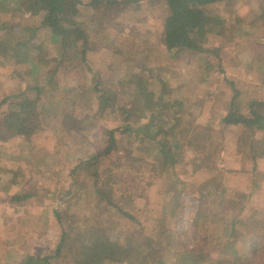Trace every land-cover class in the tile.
<instances>
[{
  "label": "rangeland",
  "instance_id": "1",
  "mask_svg": "<svg viewBox=\"0 0 264 264\" xmlns=\"http://www.w3.org/2000/svg\"><path fill=\"white\" fill-rule=\"evenodd\" d=\"M112 1L108 7L94 4L84 17L60 20L62 27L83 29L88 37L83 54L81 41L70 37L71 47L58 64L52 57L60 51L56 41L61 35L47 20L34 42L48 55L37 53L31 63L20 64L14 56L0 67V82H9L0 87V101L21 91L36 97L31 74L42 88V127L23 140L33 146L24 163L0 154V261L35 264L29 257L52 253L63 227L74 236L100 223L111 239L130 240V235L134 243L142 237L160 242L168 257L187 248L208 256L201 264H261L264 200L250 203L249 195L227 184L221 155L226 149L227 162L233 163L237 150L240 166L232 164L235 170L228 172H243L263 151L264 132L258 143L255 134L251 138L247 129L225 126L221 118L230 108L233 87L243 108L255 96L264 99V0L217 3L210 9L224 18V34L209 36L204 43L208 51L183 48L172 54L163 45L166 0ZM44 12L36 0H18L0 21L2 45L14 54V44L26 36L22 26H37ZM14 32L16 39L8 35ZM34 63L43 67L36 69ZM7 107L0 106V116ZM147 123L145 129L156 139L136 131ZM122 127L126 132H114L115 149L97 165L98 185L108 183L98 191L114 201L124 188L130 189L131 202L122 205L134 219L94 192L87 171L71 173L109 144L112 128ZM197 130L201 133L195 138ZM12 132L5 129L0 138ZM191 140L197 141L195 151L187 145ZM12 142L17 145L11 137L8 144ZM174 143L179 147L164 158L160 150L166 152ZM20 191L34 196L12 201ZM74 252L73 244L72 251L57 258L58 264H74Z\"/></svg>",
  "mask_w": 264,
  "mask_h": 264
},
{
  "label": "trees",
  "instance_id": "2",
  "mask_svg": "<svg viewBox=\"0 0 264 264\" xmlns=\"http://www.w3.org/2000/svg\"><path fill=\"white\" fill-rule=\"evenodd\" d=\"M36 1L40 2L45 12L37 26H22L26 36L23 40L16 41L13 46L15 47L14 56L16 61L30 63L36 58L37 53L48 55L47 51L41 49V46H38L34 42L36 41L37 31L46 24L47 20L51 21L50 23H52L56 33L61 35L59 41H56L60 43V51L57 57H52L58 61V64L61 63L59 59L62 54L65 53L64 50H68L73 41H81L83 49L80 53L83 54L88 42V37L83 29H80L78 26L62 27L60 25V20L65 16H70L74 19L84 17V13L91 10L94 4L104 3L107 7L114 4L112 0ZM220 1L225 0H166L168 17L165 20L163 36V45L166 50L170 52V54L182 48L197 52L208 51V49L204 47V43L209 36H222L225 30L224 18L219 14H212L210 9ZM17 3L18 0H0V21L7 18V14L10 13ZM16 9L15 12L18 11L19 7L17 6ZM26 9L31 10L30 7ZM8 35L13 36L12 33ZM55 37L56 35L53 33L51 36L52 41L55 40ZM70 37H74L75 40L69 42L68 39ZM30 88L36 91V97H30L26 91H21L7 96L0 101V106L4 104L8 106L7 110L0 116V125L9 131L16 130L17 135L26 141L33 133L42 127L41 114L38 107L40 100L39 95L42 92V88L36 86H31ZM136 88L137 87H135V89ZM232 90L233 95L229 104L230 108L224 117H222L221 122L224 123L225 126L238 125L247 129V135L252 138L257 130L264 129V102L250 100L243 108L238 100V90L234 87ZM139 92L144 93L145 91L139 89ZM104 96V102L107 103L108 98L106 95ZM177 105L178 110H180L182 104L177 102ZM127 113H129V111ZM149 123L145 126H140L136 131L142 134L144 138L156 139L155 135L149 134L147 129H145V127L148 128ZM116 130L123 133L126 132V127L112 128L109 131V144L86 160H81L78 165L72 169L71 173H78V170L87 171L89 177L94 182V192L99 194L107 204L118 209L129 219H134L133 215L129 213L130 209L127 210L126 207L124 208L122 205L124 204L126 206L128 202H131L130 189L124 188L120 196L115 198L114 201L109 200L108 198L110 197L98 191L103 185L108 186V183L105 182L102 186L98 185L100 173L98 172L97 165L102 158L108 156L115 149L116 138L114 132ZM200 133L201 132L197 130L194 135L195 138ZM164 143V141H160V144L164 145ZM187 145L191 147L192 151H195L197 141L191 140ZM177 147H179V143L178 145L174 143L166 152H162V150H160V152L163 154V157L166 158V153H170L171 149ZM72 188L66 193H72ZM33 196V192L24 191L21 193H13L11 200L14 202H22ZM58 218L59 223L62 225L61 214L58 215ZM237 221L238 219H235V223ZM62 229L60 240L51 254L41 257H29V259L36 260L35 264H58L57 258L59 257L60 259L63 256L65 257L67 249L72 251L74 244L75 252L72 253L74 264H108L125 261L128 262V264H201L202 262H206L207 259L209 261L208 256L204 252H195L187 248L178 250V252L168 257L164 253V248L161 246L160 242L151 241L148 237H142L139 239V242L136 241V243H134V239L130 235V240L125 239L124 241L120 237L111 239L106 229L101 226L100 223L91 224L86 229L75 234L76 236H70V229L69 231L66 230L65 227ZM25 264H29V262ZM261 264H264V261Z\"/></svg>",
  "mask_w": 264,
  "mask_h": 264
},
{
  "label": "crops",
  "instance_id": "3",
  "mask_svg": "<svg viewBox=\"0 0 264 264\" xmlns=\"http://www.w3.org/2000/svg\"><path fill=\"white\" fill-rule=\"evenodd\" d=\"M83 1H86V0H83ZM230 1L231 0H225V1H220V2H217V3H219V4H227ZM2 21L3 20H1V22ZM0 31H2V30L0 29ZM12 34H13V37L19 35V34H17V32H14ZM4 37L5 36H3V38ZM0 40H1V38H0ZM13 57H14L13 52H10V49L8 47H4L2 45V42H0V67L1 66L3 67L4 64L7 63V61L9 60L8 58H13ZM15 62H17L18 64L23 63L21 61H16V60H15ZM38 64L39 63H34V65H36V69H41V67H43V66L38 65ZM20 71H24V70H20L19 69L18 72H20ZM30 72H33L32 69L30 70ZM29 80L32 81L33 86L40 87V85L38 84L37 79L35 78V76H33V74H31L29 76ZM1 86L2 87H8L9 86V82L8 81L0 82V87ZM4 98L5 97H3V99ZM254 98H255L254 100L264 102L263 98L261 99L258 96H255ZM222 117H224V115ZM43 126H45V125L43 124ZM3 130H5V128L2 125H0V134L3 132ZM263 132H264V129L263 130H257L255 132L254 139L258 143H260V140H261V138L259 137V134H261ZM11 137H12L13 140L17 141V145H14L15 143H13V142L8 144L9 140L11 139ZM1 140H5V142L3 143V142H1ZM23 140L24 139L20 138L17 135L16 130H13L12 136H8L7 138H0V154L3 155V153L5 152L7 154L5 156H7V158L10 159V160L13 159L14 157L19 158L20 160H18L17 165H19L20 163H24V160L26 158V154L29 153V152H27V148H30L29 150H32L33 146L32 147L28 146L27 142H23ZM20 142H22V143H20ZM262 143L264 144V140H262ZM20 150L25 151V155L24 156H18L17 155L20 152ZM233 152H234L233 154L235 155V157L233 159V163H228L227 162V159H228L227 158L228 157L227 153L228 152H226V149L223 151V153L221 155V156H223L224 161H226V162H223L222 165L225 168V172H224L225 175L224 176L227 177V184H229L231 186L233 185L235 187V190L238 191L239 194H247V195H249L248 197L250 199L249 200L250 203H252V202L256 203L257 200H261V201L264 200V149L261 152V154L257 155L254 158V160L251 159V163H249V165L248 164L245 165L243 172H234V171L228 172L230 170H235L234 167L232 166V164H238V163H240V160H241L240 159V154H238V151L235 150ZM30 155H32V154H30ZM239 166L235 167V168H239ZM16 168L19 169V166H17ZM6 171H8V169H6ZM9 171L15 173V169L14 168L13 169L9 168ZM234 174H235V176H233ZM229 175L232 176V181H230ZM260 175H261V180L257 179ZM255 183H256V185H255ZM21 192H24V191H20V192H16V193H21ZM18 203H20V202H18ZM250 203H249V205H251ZM6 226H7V228H9L10 225L8 224ZM30 256H32V255H30ZM38 256L41 257L43 255H38ZM38 256H36V257H38ZM0 259H1V257H0ZM13 263L14 264H22L21 261L20 262L19 261H15ZM0 264H12V263L9 260H6V261H4V263L2 261H0Z\"/></svg>",
  "mask_w": 264,
  "mask_h": 264
}]
</instances>
